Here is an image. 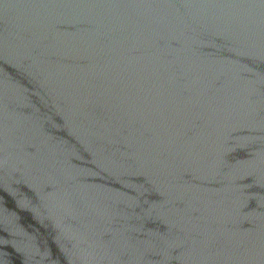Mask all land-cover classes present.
I'll use <instances>...</instances> for the list:
<instances>
[{
    "label": "water",
    "instance_id": "obj_1",
    "mask_svg": "<svg viewBox=\"0 0 264 264\" xmlns=\"http://www.w3.org/2000/svg\"><path fill=\"white\" fill-rule=\"evenodd\" d=\"M0 264H264V0H0Z\"/></svg>",
    "mask_w": 264,
    "mask_h": 264
}]
</instances>
